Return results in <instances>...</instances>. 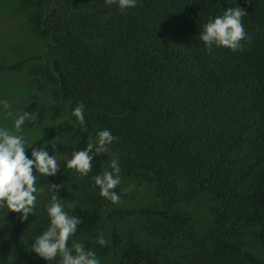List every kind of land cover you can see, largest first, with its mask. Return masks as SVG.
Segmentation results:
<instances>
[{"label": "trees", "instance_id": "trees-1", "mask_svg": "<svg viewBox=\"0 0 264 264\" xmlns=\"http://www.w3.org/2000/svg\"><path fill=\"white\" fill-rule=\"evenodd\" d=\"M15 1L33 8L30 28L45 53L0 66V73L36 60L28 74L38 90L51 85L52 102L32 107L34 122L48 115V135L73 141L49 145V153L71 157L101 129L116 137L108 152L93 154L85 176L92 204L65 207L81 221L69 245L102 218L137 216L153 243L129 237L123 244L112 229L110 247L118 252L109 264H264V0H137L126 10L105 0ZM236 6L247 12L243 49L206 52L203 24ZM81 103L83 126L71 116ZM112 158L121 176L154 185L152 205L122 209L100 196L92 178L110 171ZM35 174L38 187L53 177ZM199 196L209 217L200 231L184 206ZM47 203L39 194L25 235L47 227ZM177 238L190 245L189 255L172 256ZM0 264H10L2 249Z\"/></svg>", "mask_w": 264, "mask_h": 264}, {"label": "clouds", "instance_id": "clouds-1", "mask_svg": "<svg viewBox=\"0 0 264 264\" xmlns=\"http://www.w3.org/2000/svg\"><path fill=\"white\" fill-rule=\"evenodd\" d=\"M108 5L116 4L121 10L136 6L137 0H105ZM247 3V0H245ZM247 12L239 6L229 7L223 10L221 15L209 18L203 24L200 32V41L203 42L205 51L211 52L213 47H226L235 52L243 49L244 40L249 39L245 32L241 18ZM11 105L7 99L0 98V113L4 118L13 117L11 130L8 126H0V208L18 214L20 221H27L35 214L38 195L44 191L43 187L36 184L37 175L45 177L55 176L61 168L59 163L63 160L64 167L74 169L81 176H86L91 170L93 154L106 153L116 137L109 129L98 130L94 139H89L86 147L74 151L71 157L64 154L52 155L41 140L40 146H34V140L26 138L23 126L26 121H34L36 114L26 111L25 108L13 114ZM71 116L81 125H84V105L77 104L71 111ZM54 148V144H50ZM26 149L28 154H26ZM109 170L95 175L92 180L99 188L100 196L111 203L116 204L120 196L113 189L120 184V167L117 159L109 162ZM57 184L49 182V190L54 194L50 196L45 206L48 218L47 227L34 239H30V250L38 257L48 262L59 258V264H100L96 253L85 248L84 244L75 239L69 245V239L74 236L80 218L69 215L65 211V205L57 199ZM69 209L75 207L71 202ZM96 243L101 246L107 244L103 234L95 237Z\"/></svg>", "mask_w": 264, "mask_h": 264}, {"label": "rangeland", "instance_id": "rangeland-1", "mask_svg": "<svg viewBox=\"0 0 264 264\" xmlns=\"http://www.w3.org/2000/svg\"><path fill=\"white\" fill-rule=\"evenodd\" d=\"M33 11V8L23 7L15 0H0V66L30 56H42L45 53L43 40L30 28L29 17ZM35 61L33 59L26 60L19 69L0 73V98L7 99L10 102V111L13 114L24 108L26 111H32V107L37 104L48 106L52 102L51 85L46 84L43 90H38L28 74L29 67ZM37 62L42 63V60ZM12 119H14V115L13 117L4 118L3 114L0 113V126L6 125L11 130ZM51 128L52 122L49 116L46 115L41 123L26 121L23 131L29 140H34L42 135L39 140L34 142L36 147L40 146L41 140L49 143L45 144V147L55 143L73 142L70 135L66 133L49 136L48 132ZM26 152H28L27 149ZM60 165L61 168L50 181L57 184L59 188L57 199L65 207L71 202H74L75 206L87 207L91 205V198L93 197L91 182L74 169L64 167L63 160L60 161ZM120 178V200L116 203L119 208L147 207L156 201V191L153 184L140 183L134 178L121 175ZM43 188L44 191L40 193V199L48 202L54 192L49 190V185ZM206 204L207 200L203 196H199L184 205L194 215L195 226L199 231L208 226L209 217ZM28 220L10 219L9 212L5 208H0V225L2 228L0 249L8 255L10 264H25L29 259L34 258L39 260V264H47L45 260L30 250V239H34L35 236L25 235L21 230V228H29ZM112 229H117L121 233L123 244L129 237L139 240L144 245H151L154 241L144 230L142 222L137 216H125L115 221L102 218L92 231L79 234L75 240L82 242L85 248L94 251L100 260V264H109L115 258L114 252H118L116 248L110 247ZM101 233L107 240V244L104 246L95 241V237ZM105 246L108 249L103 252L102 248ZM170 247H172V256L176 258L187 256L191 252L190 245L182 238L174 240L168 249ZM48 264L56 263L52 260Z\"/></svg>", "mask_w": 264, "mask_h": 264}]
</instances>
